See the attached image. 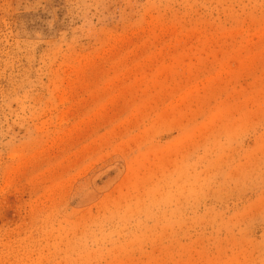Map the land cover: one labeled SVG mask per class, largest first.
Returning <instances> with one entry per match:
<instances>
[{
    "label": "rangeland",
    "instance_id": "1",
    "mask_svg": "<svg viewBox=\"0 0 264 264\" xmlns=\"http://www.w3.org/2000/svg\"><path fill=\"white\" fill-rule=\"evenodd\" d=\"M0 264H264V0H0Z\"/></svg>",
    "mask_w": 264,
    "mask_h": 264
}]
</instances>
